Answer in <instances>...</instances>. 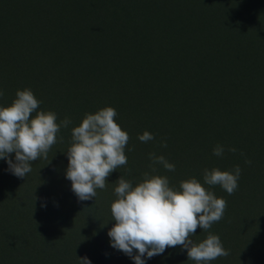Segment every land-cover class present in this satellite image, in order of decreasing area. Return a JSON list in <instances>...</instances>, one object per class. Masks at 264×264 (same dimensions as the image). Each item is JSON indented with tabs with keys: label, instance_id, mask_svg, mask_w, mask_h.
Here are the masks:
<instances>
[{
	"label": "trees",
	"instance_id": "trees-1",
	"mask_svg": "<svg viewBox=\"0 0 264 264\" xmlns=\"http://www.w3.org/2000/svg\"><path fill=\"white\" fill-rule=\"evenodd\" d=\"M91 5L109 12L100 20H107L105 25L134 29L142 23L147 29L143 35L135 31L137 28L131 31L138 46L128 60L117 56L111 42L88 45L81 39L79 16ZM17 8L27 14L25 18L22 11L11 10L7 0H0V90L4 92L0 106L9 105L17 90L29 88L41 101L38 111H54L58 123L66 117L72 123L61 128L48 158L33 161L32 171L25 178L11 174L7 161L0 159V264H79L78 257H87L91 264H134L110 245L107 233L115 223L110 205L116 199L115 182L120 176L135 185L150 170L149 153L163 155L175 165L174 172L157 165L156 174L169 177L170 185L176 187L191 177L203 183L204 169L226 171L239 165L241 175L234 194L220 186L210 189L227 201V208L209 232L218 235L229 250L227 257L210 264H264V163L259 159L264 116L254 114L252 102L254 96L262 95L259 102L264 108V53L252 68L238 59L232 60L234 68L226 74L224 67L214 66L223 69L221 75L209 74L198 53L179 63L184 50L175 46L171 25L175 19L182 20L185 6L181 0H26ZM232 26L227 24V31ZM238 38L245 37L240 34ZM172 50H176L171 52L173 58L166 61ZM143 58L149 64L159 63V67L153 66V77L144 74ZM106 60L111 65L106 70L115 74L103 90L95 74L105 73ZM136 62L140 67L133 68ZM161 72L164 78L157 77ZM223 79L229 82L222 94ZM231 88H235L230 94L235 96V105L224 98ZM124 95L125 102L121 98ZM185 106L200 112L198 126H188L191 119L179 108ZM104 107L116 109L117 123L130 136L125 149L128 163L110 174L106 189H98L95 198L79 201L65 175L71 130L86 113ZM205 119L213 124L223 121L216 136L210 132L213 125H206ZM145 131L154 139L141 142L138 136ZM161 141H166V148L160 146ZM217 144L225 147L221 157L213 155ZM229 147L236 152L227 151ZM11 158L15 161L14 153ZM207 235L198 228L192 239L198 243ZM145 260L146 264H195L180 246Z\"/></svg>",
	"mask_w": 264,
	"mask_h": 264
},
{
	"label": "clouds",
	"instance_id": "clouds-1",
	"mask_svg": "<svg viewBox=\"0 0 264 264\" xmlns=\"http://www.w3.org/2000/svg\"><path fill=\"white\" fill-rule=\"evenodd\" d=\"M3 96L0 90V98ZM40 104L33 91L25 88L17 90L9 105L0 106V159L6 160L11 174L20 178L32 171L33 161L48 158L61 128L72 123L67 117L58 123L54 111H38ZM117 115L115 108L104 107L86 113L71 130L65 175L79 201L95 198L98 189H106L110 174L128 163L125 149L130 136L117 123ZM138 139L146 143L154 137L145 131ZM160 146L166 148V141H161ZM227 151L235 153L236 149L229 147ZM224 152L225 147L220 144L213 149L217 157ZM13 153L15 161L11 158ZM149 160L150 170L135 185L123 176L115 182L116 199L110 205L111 221L115 223L107 233L111 247L130 257L134 264H146L145 258L162 255L167 248L177 246L186 250L187 259L195 264H210L219 257H227L229 250L220 237L209 232L223 218L227 201L210 189L220 186L229 195L234 194L240 166L226 171L217 167L204 169L203 183L191 177L179 181L176 187L170 185L169 177L156 174L157 165L170 172L175 171V165L155 153H149ZM198 228L208 235L197 243L192 237ZM78 261L91 264L87 257H78Z\"/></svg>",
	"mask_w": 264,
	"mask_h": 264
},
{
	"label": "rangeland",
	"instance_id": "rangeland-1",
	"mask_svg": "<svg viewBox=\"0 0 264 264\" xmlns=\"http://www.w3.org/2000/svg\"><path fill=\"white\" fill-rule=\"evenodd\" d=\"M7 1L11 10L16 9L22 11L17 7H21L26 0ZM29 1L30 0H28V2ZM178 2H180V0H178ZM181 5L182 7L185 6V10L182 13V20L181 22H178V19H175L171 25L173 26L171 32L172 39L173 41H176L175 46L184 50L181 57H179V63L180 61L188 62L193 54L198 53L200 54V59L203 60V63L209 67V74L219 75L223 69L214 68V66L220 65V67H224V74H226L229 69L234 68L233 65H235V62H232V60L234 61L235 59H238L240 62L249 63L252 68L254 63L256 64L255 59L264 53V0H181ZM97 8L98 7L96 6L95 8H92V5L83 8L77 24L81 39L88 43V45H92L93 43L109 44V42H111L113 43V48L117 50V56L120 59L128 60L130 52H133V49L138 46L136 36L131 37V31L137 28L135 31L143 35L147 29L142 23L136 24L134 29L132 26L128 25L121 27L105 25L104 22H107V20L102 22H100V20H102L105 15L109 14V12L104 9H101L103 11L101 12L97 10ZM21 14L24 18L25 15H27L23 11ZM158 22L160 23L159 19ZM227 24L233 25V29L227 31ZM175 25L178 26L175 27ZM240 34L245 38H238V35ZM16 40H19V38ZM131 45L134 47L131 48ZM127 46L129 48L128 51L126 50ZM5 48H8V45H6ZM174 51L176 50L169 52L171 53ZM170 53L165 56L166 61H170L173 58L172 53ZM109 56L112 57L111 53H109ZM106 63L107 67L102 69L105 73L95 74V76L101 80L103 90H106L104 87L109 86L112 81V76L115 74L114 72H111V70H106L111 67L107 60ZM142 63L146 71L144 74L153 77V66L159 67V63L149 64L144 58ZM88 67L90 72L94 73V68H91L90 63L88 64ZM135 67H140L138 62L134 64L133 68ZM163 72L157 77L164 78L165 76H163ZM211 75L205 77L209 80ZM253 76L256 78L255 74H252V77ZM261 78L264 83V74ZM168 80L171 87H175V83L169 78ZM226 82H229V80L223 79L221 81L220 85H222V87L220 92L222 94L227 92L225 90ZM232 92H235V88H231L224 98L228 104L235 105V96L230 95ZM121 98L125 102L126 95ZM262 99V95L254 96L252 98L253 110H255L254 114L258 113L257 117L264 116L263 102H259L262 101ZM116 103L119 104L118 101ZM179 108L191 119L188 123L189 127L192 128L199 125L196 117H199L200 112H198L196 108L193 106ZM188 112L190 113V116L188 115ZM204 122L208 126L213 125L210 131L213 136H216V131L223 124V121L221 120H217L214 124L207 119H205ZM120 126L122 127L121 123ZM179 127H183L181 122L179 123ZM123 129L124 128L122 127V130ZM184 152H187V150H184ZM261 153L262 156H260L259 159L264 163V143L261 148ZM253 192L258 193L261 191ZM259 205H262V201L259 202Z\"/></svg>",
	"mask_w": 264,
	"mask_h": 264
}]
</instances>
